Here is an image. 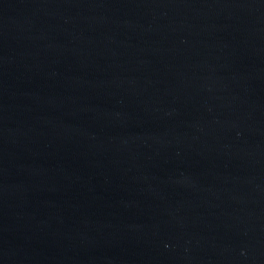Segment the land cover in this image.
<instances>
[{"label":"water","instance_id":"water-1","mask_svg":"<svg viewBox=\"0 0 264 264\" xmlns=\"http://www.w3.org/2000/svg\"><path fill=\"white\" fill-rule=\"evenodd\" d=\"M0 264H264V0H0Z\"/></svg>","mask_w":264,"mask_h":264}]
</instances>
